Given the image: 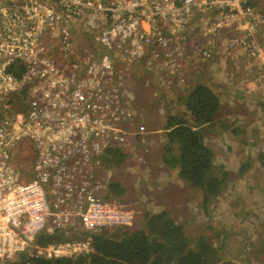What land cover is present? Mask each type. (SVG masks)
Listing matches in <instances>:
<instances>
[{"label":"built area","instance_id":"built-area-1","mask_svg":"<svg viewBox=\"0 0 264 264\" xmlns=\"http://www.w3.org/2000/svg\"><path fill=\"white\" fill-rule=\"evenodd\" d=\"M247 3L0 0V259L78 257L89 234L132 226L103 173L106 151L145 130L134 70L183 86L227 31L264 69V13ZM41 232L66 239L38 245Z\"/></svg>","mask_w":264,"mask_h":264},{"label":"rangeland","instance_id":"rangeland-1","mask_svg":"<svg viewBox=\"0 0 264 264\" xmlns=\"http://www.w3.org/2000/svg\"><path fill=\"white\" fill-rule=\"evenodd\" d=\"M262 1H255L260 13ZM230 36L232 32L223 33L212 57L192 68L183 86L160 87L134 70V83L127 89L145 130L129 138L127 158L117 167L104 168L103 176L105 185L113 180L125 186L121 196L110 197L135 211L130 230L141 226L145 212L164 210L184 225L191 244L205 235L215 246H223L216 264H264V114L259 106L264 101V69L243 48H229ZM258 36L264 48V24ZM198 83L220 96L222 108L204 137L215 166L229 173L228 186L207 212L200 190L163 162L162 149L167 116L183 114L182 97ZM7 261L0 259V264Z\"/></svg>","mask_w":264,"mask_h":264},{"label":"trees","instance_id":"trees-1","mask_svg":"<svg viewBox=\"0 0 264 264\" xmlns=\"http://www.w3.org/2000/svg\"><path fill=\"white\" fill-rule=\"evenodd\" d=\"M247 1V5L255 7L256 0ZM182 98L183 114H169L166 118L163 162L175 169L180 179L200 190L201 205L207 212L211 202L228 186L229 173L215 166L214 152L204 137L205 130L210 129L220 113L222 103L219 94L206 83L190 86ZM259 106L264 114V101ZM125 150L108 149L104 168L122 164L128 156ZM124 191L125 186L117 181L107 183L108 197L121 196ZM89 235L91 251L87 254L37 259L18 253L15 259H6L7 264H216L223 247L215 246L205 235L198 236L191 244L184 225L164 210L145 212L138 228L116 227ZM65 239L63 233L41 232L34 241L46 245Z\"/></svg>","mask_w":264,"mask_h":264},{"label":"crops","instance_id":"crops-1","mask_svg":"<svg viewBox=\"0 0 264 264\" xmlns=\"http://www.w3.org/2000/svg\"><path fill=\"white\" fill-rule=\"evenodd\" d=\"M263 1H264V0H263ZM263 1H262V2H263Z\"/></svg>","mask_w":264,"mask_h":264}]
</instances>
